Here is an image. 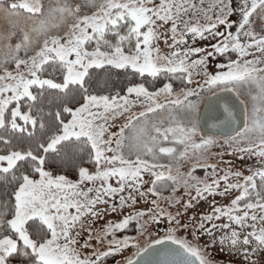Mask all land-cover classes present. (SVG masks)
Listing matches in <instances>:
<instances>
[{"label":"snow or ice","instance_id":"1","mask_svg":"<svg viewBox=\"0 0 264 264\" xmlns=\"http://www.w3.org/2000/svg\"><path fill=\"white\" fill-rule=\"evenodd\" d=\"M0 14V264H220L217 246L264 264V0H0ZM221 93L243 117L225 103L209 134L202 105Z\"/></svg>","mask_w":264,"mask_h":264},{"label":"rangeland","instance_id":"2","mask_svg":"<svg viewBox=\"0 0 264 264\" xmlns=\"http://www.w3.org/2000/svg\"><path fill=\"white\" fill-rule=\"evenodd\" d=\"M3 27L4 26H0V30H5V28H3ZM199 43H201L204 46H207V42H199ZM224 62H226V59L224 57H220L218 55H214V56L210 57L209 58V62H208L209 63V70L210 71L217 70L218 69V65L220 63H224ZM104 75H105V73H104ZM128 79L129 78L126 77L123 72H119V73L113 72L112 75H111V85L114 88L118 87V89H116V91L117 90L119 91L120 88H121V84H125V86L127 85ZM121 81H123V82H121ZM161 85H162V82H160V81H158L157 84H156V86H161ZM174 86L177 87V88L180 87L179 82L178 81L175 82ZM225 95H231V96L234 97V95L231 94V93H221L220 94V97H221L220 99L223 100V97H226ZM238 109L240 111V119H242V117H243V109H242V107L240 105H239ZM207 110H208V108H205L202 105V117L204 116V114H205V112ZM209 134H213V133L209 132ZM214 150H219V149H214ZM225 159H233V157L229 156V155H226ZM234 163H235V167L243 168L246 171L248 166H252V165L255 164V158H253V159L245 158L244 160L236 159L234 161ZM204 172H205V169H198L196 174L203 176ZM67 175L71 179L78 178L77 172L72 174V175H70V174H67ZM182 192H183V189L180 190V193H182ZM180 193H178V194H180ZM167 194L168 193L166 192L165 195H167ZM215 199L220 204H225V203L228 202L226 198L221 197V196H217ZM209 210H210L209 203L207 201H201L200 204L197 206V208L194 211L199 212V213H203V212H207ZM106 219H109V220L117 219V214H109V216L106 217ZM100 223H102V222H100ZM97 226H99V225H97ZM167 229H168V222H167L166 218L161 220L160 223L152 225L151 229H150V234H145L144 236L139 237L142 246L146 245L147 243H150L152 239H156V238H159L160 236L164 235L165 232L167 231ZM181 234H183V233H181ZM125 235L133 236V237L137 236V228L135 226V222H133V224L130 225L127 230H125V231H123L121 233H118V236H120L121 238L123 236H125ZM207 239H208V237H207L206 234L202 235V237H201L202 242L206 241ZM135 251H136V249L134 247H132V248H130L128 250H125L123 255L124 256H132L133 253H135ZM209 251L212 254L213 258L215 260L219 261L220 264H229V262H232V264H243V261H242L241 257L238 254H229L227 251H221L219 249V246H217L216 248H210ZM133 258H135V257H133ZM262 258H264V254H262ZM122 259H123V256H121L120 254H117L114 257H108L106 259L105 264H119V262L122 261Z\"/></svg>","mask_w":264,"mask_h":264},{"label":"trees","instance_id":"3","mask_svg":"<svg viewBox=\"0 0 264 264\" xmlns=\"http://www.w3.org/2000/svg\"><path fill=\"white\" fill-rule=\"evenodd\" d=\"M0 26H4L3 28H5V30H7L10 27L8 21L2 16V14H0ZM100 75H101L100 87H103V79H104L105 75H104V73H101ZM121 82H123V81H121ZM124 87H125V84H121L120 90H122ZM116 89H118V87L117 88L112 87V91L113 92L116 91ZM51 110H53V109L49 108V107L45 108V111H51ZM203 117H202V120H201L202 124H203ZM211 133H214V132H211ZM85 161H87V157L86 156H85ZM85 166H89L91 168V165L88 164V163H85ZM50 169L53 171L54 174H65V175L70 174V175H72V174L78 172V169L72 167L69 163H66V162L62 161L59 158H56L54 160V162L50 165Z\"/></svg>","mask_w":264,"mask_h":264},{"label":"water","instance_id":"4","mask_svg":"<svg viewBox=\"0 0 264 264\" xmlns=\"http://www.w3.org/2000/svg\"><path fill=\"white\" fill-rule=\"evenodd\" d=\"M226 97H223V100L226 98L228 101H229V103L230 104H232V105H234V107H235V111H236V119L237 120H240V111H239V103H238V101H236V99L233 97V96H231V95H225ZM221 102V99H219V100H217V101H215L214 102V104L215 103H220ZM213 108V107H212ZM212 108H208V110L205 112V114H204V117H203V125L205 126V128H207V130L208 131H210V132H215V130L214 129H212V126L210 125V123H209V121H210V114L209 113H207V112H210V110L212 111ZM159 247V246H158ZM164 253V250L163 249H161L160 250V253L155 257V259L157 260V261H162V260H164V259H166V257H165V255L163 254Z\"/></svg>","mask_w":264,"mask_h":264},{"label":"flooded vegetation","instance_id":"5","mask_svg":"<svg viewBox=\"0 0 264 264\" xmlns=\"http://www.w3.org/2000/svg\"><path fill=\"white\" fill-rule=\"evenodd\" d=\"M225 103H229V101L225 98L224 100H221L220 103H215L213 105L212 111L210 110V112H207L210 114V125L212 126L213 124H216L219 122V120L224 119V113H223V105ZM236 113V111H235ZM161 227V226H160ZM113 263V262H112Z\"/></svg>","mask_w":264,"mask_h":264}]
</instances>
